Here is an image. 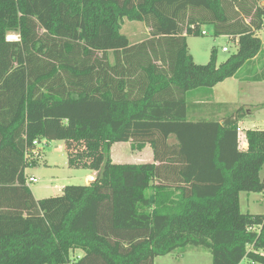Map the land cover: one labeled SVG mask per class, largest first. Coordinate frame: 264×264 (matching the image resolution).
Returning a JSON list of instances; mask_svg holds the SVG:
<instances>
[{
	"label": "trees",
	"instance_id": "16d2710c",
	"mask_svg": "<svg viewBox=\"0 0 264 264\" xmlns=\"http://www.w3.org/2000/svg\"><path fill=\"white\" fill-rule=\"evenodd\" d=\"M125 21L150 36L131 43ZM204 24L235 42L221 64L215 48L207 64L190 53ZM263 26L258 0H0V264H154L189 248L212 264H264V214L240 203L264 194V131L248 130L242 150L250 110L201 104L209 118H189L192 92L261 54ZM248 81L264 82V68ZM44 139L95 180L36 200L25 151ZM121 143L149 146L153 162H113Z\"/></svg>",
	"mask_w": 264,
	"mask_h": 264
},
{
	"label": "rangeland",
	"instance_id": "374dc122",
	"mask_svg": "<svg viewBox=\"0 0 264 264\" xmlns=\"http://www.w3.org/2000/svg\"><path fill=\"white\" fill-rule=\"evenodd\" d=\"M121 32L134 44L150 36V29L141 22L125 21ZM202 32L206 35L188 38L189 50L196 63L207 64L214 48L218 51V64L223 63L236 50L234 40L226 36H217L213 24H204ZM259 35L264 41V29ZM18 38L16 34H10L8 37L12 41H17ZM224 47L229 49L228 53L223 52ZM260 61L261 65H264V54ZM243 73L241 76L244 75ZM219 90L225 91L229 99L236 100L242 105L240 107H244L246 113L250 110V114L240 124L242 132L239 136L243 150L245 149V133L248 130L264 131V105L262 104L264 103V85L235 84L229 81ZM171 141H174V137ZM110 153L112 161L116 163H144L152 160V151L149 146L145 151L135 152L129 143L115 144ZM68 160V149L64 142L49 141L48 145L42 147L41 156L26 170L28 186L36 200L59 196L66 186L89 184L93 181L86 179L90 173L94 174L92 175L94 179L96 178L97 174L92 170L69 167ZM30 178H35L37 183H29ZM261 179L264 180V166ZM240 200L243 213H264V194L242 193ZM76 254L80 256L82 253L78 251ZM154 264H212V255L202 248L179 249L170 255L158 257Z\"/></svg>",
	"mask_w": 264,
	"mask_h": 264
},
{
	"label": "crops",
	"instance_id": "0c3cea01",
	"mask_svg": "<svg viewBox=\"0 0 264 264\" xmlns=\"http://www.w3.org/2000/svg\"><path fill=\"white\" fill-rule=\"evenodd\" d=\"M259 4L264 7V0H258ZM264 29V26L262 28V30ZM258 31L257 32V36L261 39L262 41V49H261V54L255 58L252 62H250L249 64L246 65V67H243L242 70L240 71V73L231 79L226 80L225 82H222L218 85H216L210 92H207V89H199L197 91L192 92L189 95V102L191 104V113L189 115V118L193 121H199L203 118L208 119L210 116V114L208 113V111H205V109L207 110V108L201 109L200 105L201 104H210V103H215L218 105H227V106H233V110L239 108L240 104H238V102L236 100H231L229 99L228 95L225 93V91H220L219 88H221L222 86L224 87L226 82L232 81L235 84H251V85H264V82H249V76L251 74V72H253V70L256 68H264V65H261V61L260 58L262 57V54H264L263 51V46H264V41L262 40V38L260 37V32L262 31ZM194 58V56H193ZM195 61V58H194ZM244 72L243 76H241V73ZM264 105V103H262ZM249 106V105H248ZM226 113V112H225ZM224 112H219V113H215L217 114V119H222L225 115ZM250 113V112H249ZM214 114V113H213ZM211 117L215 118V115H212ZM210 117V118H211ZM241 124V123H240ZM148 147V146H147ZM147 147L142 150L145 151L147 149ZM140 151V152H142ZM152 151V150H151ZM149 162H153V152H152V160ZM116 163V162H115ZM147 163V162H144ZM94 174L90 173L87 175L86 179H91V180H95L94 176H92ZM242 194V193H241ZM240 194V196H241ZM248 202H250V200L248 199ZM241 203V200H240ZM253 214V213H252ZM264 214V213H262ZM77 253V252H76Z\"/></svg>",
	"mask_w": 264,
	"mask_h": 264
},
{
	"label": "built area",
	"instance_id": "2783aa9c",
	"mask_svg": "<svg viewBox=\"0 0 264 264\" xmlns=\"http://www.w3.org/2000/svg\"><path fill=\"white\" fill-rule=\"evenodd\" d=\"M202 35H206V33L202 32ZM222 50L224 53L229 52V49L227 47H224ZM240 132H242V130L239 128L238 129L239 135H241ZM48 144H49V141H47L46 139L41 140V141L39 140L34 141L32 145L28 147L25 151L26 159L28 161H32V160L36 161L41 156L42 147H45ZM244 147L245 149L247 148L246 142L244 144ZM29 183H37V180L35 178H30ZM26 184L28 185V178H27Z\"/></svg>",
	"mask_w": 264,
	"mask_h": 264
}]
</instances>
